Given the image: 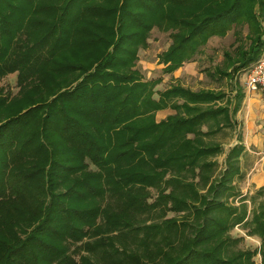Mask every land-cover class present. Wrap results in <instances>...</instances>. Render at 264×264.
<instances>
[{
	"label": "trees",
	"instance_id": "trees-1",
	"mask_svg": "<svg viewBox=\"0 0 264 264\" xmlns=\"http://www.w3.org/2000/svg\"><path fill=\"white\" fill-rule=\"evenodd\" d=\"M153 28L167 73L232 30L206 69L229 90L157 89ZM263 50L264 0H0V264H264V185L216 139Z\"/></svg>",
	"mask_w": 264,
	"mask_h": 264
},
{
	"label": "rangeland",
	"instance_id": "rangeland-1",
	"mask_svg": "<svg viewBox=\"0 0 264 264\" xmlns=\"http://www.w3.org/2000/svg\"><path fill=\"white\" fill-rule=\"evenodd\" d=\"M234 36L232 30H229L225 36H213L208 42L202 46L200 53L195 55V60L190 62H184L182 66L176 69L174 72L167 73L162 70L163 64L158 61V54L163 51L170 42L168 32L161 31L157 28H153L150 32L148 39V46L142 48L138 52L137 67L142 71L146 78L160 77L161 82L156 85L157 89H163L172 82H181L185 86H189L193 89L200 87H216L221 85L225 90H229L228 85L220 83L219 80L213 79L206 71V69L213 67L215 64L221 63L223 59V50L230 48V44L233 42ZM247 71L244 70L239 73V79L241 83L244 81ZM1 84L5 87L16 91L15 78L12 75H8L1 80ZM246 104H244L245 106ZM246 107V106H245ZM167 110L157 113V118H160L166 114ZM241 122V120L238 119ZM242 128L237 125L233 130H225L219 132L216 135L223 146L224 151L232 144L239 136H241ZM224 152L219 154L217 158L222 161ZM242 163V162H241ZM243 164V163H242ZM243 165V169H244ZM239 186L244 193L248 195L255 194L256 190L261 187H255L248 181L246 177H243L239 182ZM261 197V196H260ZM258 197V199L260 198ZM257 199V200H258ZM250 208V205H249ZM235 234H242L244 240L241 243L244 246L254 247L259 245V239L254 236H248L245 234V230L239 225L235 226L232 230ZM260 257H255L256 264H259Z\"/></svg>",
	"mask_w": 264,
	"mask_h": 264
},
{
	"label": "crops",
	"instance_id": "crops-1",
	"mask_svg": "<svg viewBox=\"0 0 264 264\" xmlns=\"http://www.w3.org/2000/svg\"><path fill=\"white\" fill-rule=\"evenodd\" d=\"M243 91L244 95L235 114L237 125L241 126L242 131L234 142L244 146L241 156L242 167L245 166L244 177L259 187L264 185V97L259 91H247L244 86Z\"/></svg>",
	"mask_w": 264,
	"mask_h": 264
},
{
	"label": "built area",
	"instance_id": "built-area-1",
	"mask_svg": "<svg viewBox=\"0 0 264 264\" xmlns=\"http://www.w3.org/2000/svg\"><path fill=\"white\" fill-rule=\"evenodd\" d=\"M247 74L242 82L247 91H259L264 97V50L246 69Z\"/></svg>",
	"mask_w": 264,
	"mask_h": 264
}]
</instances>
